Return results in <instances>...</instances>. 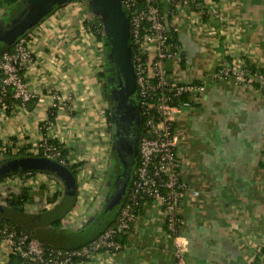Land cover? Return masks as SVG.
I'll return each instance as SVG.
<instances>
[{"label": "crops", "instance_id": "1", "mask_svg": "<svg viewBox=\"0 0 264 264\" xmlns=\"http://www.w3.org/2000/svg\"><path fill=\"white\" fill-rule=\"evenodd\" d=\"M219 8L221 16L209 23L185 7L170 18L176 36L163 67L179 83L204 85L174 126L183 183L178 236L189 264H256L264 249V92L215 73L221 61L236 59L264 73V0H219ZM162 10L167 16L169 9ZM91 16L87 0H72L32 27V61L21 73L35 96L25 105L0 107V158L21 149L36 155L31 151L49 139L65 150L67 166H75V201L58 224L47 215L64 193L55 176L0 179V219L60 248L83 245L113 224L129 193H114L119 167L113 174L110 109L100 76L108 51L86 20ZM24 187L29 199L9 206ZM123 244L74 264H178L164 211L153 201L142 203ZM9 258L8 243L0 241V264Z\"/></svg>", "mask_w": 264, "mask_h": 264}, {"label": "built area", "instance_id": "2", "mask_svg": "<svg viewBox=\"0 0 264 264\" xmlns=\"http://www.w3.org/2000/svg\"><path fill=\"white\" fill-rule=\"evenodd\" d=\"M120 4L128 16L135 88L139 112L147 131L139 138L138 159L128 196L119 207L114 223L79 248H49L12 223L0 225V241L8 243L10 253H17L28 260L25 264H74L75 260L82 263L97 253L121 250L124 244L118 238L131 230L140 212L141 199L161 205L177 263L189 264L185 257V244L178 236V206L183 183L179 177L174 126L182 109L192 104L196 94L204 90V85L199 82L179 83L163 67V62L173 57V49L166 34L167 19L162 6L170 12L175 8H190L200 16L203 24L221 16L219 0H120ZM90 19L96 20L94 16ZM95 23L96 31L102 32V22ZM27 34L16 39L10 50L0 53V107L7 106V95L18 99L20 105H25L35 96L26 87L21 73L32 61ZM215 76L241 84L257 83V89L264 92V73L242 59L230 63L221 61ZM31 152L56 160L60 156L59 146L49 139L40 141ZM58 161L67 165L66 159ZM257 260L256 264H264V254H259Z\"/></svg>", "mask_w": 264, "mask_h": 264}, {"label": "water", "instance_id": "3", "mask_svg": "<svg viewBox=\"0 0 264 264\" xmlns=\"http://www.w3.org/2000/svg\"><path fill=\"white\" fill-rule=\"evenodd\" d=\"M72 0H24V9L19 16L4 27L0 23V50L11 46L16 39L28 32L38 22L45 18L53 10L54 6H60ZM91 11L101 17L105 45L109 51L106 59L111 63L106 71H116L119 78L120 89L124 94L132 95L135 92V79L131 62L129 46L128 16L120 4V0H87ZM7 3H4L6 6ZM138 124V111H133L134 129ZM114 130V125L112 126ZM138 155V147L135 153H130L129 164L124 166L120 180V190L124 191L126 182L131 177L132 159ZM43 172L55 176L64 186L62 199L47 212L51 221L59 219L73 205L77 192V182L73 171L55 158L40 155H13L0 158V177L16 173ZM12 202H9V206ZM22 209V206L16 207Z\"/></svg>", "mask_w": 264, "mask_h": 264}, {"label": "flooded vegetation", "instance_id": "4", "mask_svg": "<svg viewBox=\"0 0 264 264\" xmlns=\"http://www.w3.org/2000/svg\"><path fill=\"white\" fill-rule=\"evenodd\" d=\"M24 9V0H22L21 3L17 5L16 10L17 15H12L13 11L6 10L2 20L0 23L2 27L9 24L11 20L14 18H17L19 16V13ZM10 18V21L8 19ZM9 22V23H7ZM107 62V63H106ZM111 63L105 60L104 68L110 67ZM106 80H109L111 83H115V88L113 92L111 93V99L109 102V130H110V139H111V148H112V173H115L114 166L119 167V171L114 174H118L117 180L115 182V188L114 193H121L122 190H120V180L122 179V171L124 169V166L129 164L130 161V153H135L138 147L139 138L141 136V124L143 126L142 117L140 115V107H139V101L134 98H126L124 95V92L120 89L119 86V78L117 76L116 71H106ZM112 107L117 108V112H112ZM138 111V124L136 128L134 129L133 126V111ZM114 125V130L112 129V126ZM137 153L132 159V166H131V177L126 182L124 191L127 189L130 190L131 180L134 175V170L137 164Z\"/></svg>", "mask_w": 264, "mask_h": 264}, {"label": "trees", "instance_id": "5", "mask_svg": "<svg viewBox=\"0 0 264 264\" xmlns=\"http://www.w3.org/2000/svg\"><path fill=\"white\" fill-rule=\"evenodd\" d=\"M7 3V5L6 6H4V3ZM22 2V0H1L0 1V9H6V10H12L13 12V14L12 15H10V16H14V15H17V10H16V8H17V5L19 4V3H21ZM193 3H195V1H193ZM192 6H194V4H192ZM55 7H57V6H54V8ZM53 8V9H54ZM174 11V10H173ZM168 12V14H167V16H166V19H167V29H166V34H167V36H168V40H169V42L171 43V45H172V49L174 48V43H175V36H176V34H175V30H174V28H173V26H171L170 25V18L172 17V14H173V12H170V11H167ZM3 15L4 14H0V22H1V20H2V17H3ZM95 16H96V20L95 21H92V20H89L88 21V24H89V26H91V29L95 32V34L97 35V37L99 38V39H103L104 40V44H105V42H106V36H105V33L103 32V29H102V32L100 31V32H98V31H96V28L97 27H95V25H96V23L95 22H99V21H101V17L99 16V15H97V14H95ZM15 19V18H14ZM8 21H10V18L8 19ZM12 21V20H11ZM102 22V21H101ZM7 23H9V22H7ZM102 27H103V25H102ZM12 48V45L11 46H8V47H4L3 49H1L0 50V53L2 52V51H4V50H10ZM105 49L107 50V51H109V48H108V46H106L105 45ZM132 53H133V51H132V47L130 48V54L132 55ZM107 63V62H106ZM100 76H101V78L103 79L102 80V95H103V97L105 98V100H107V101H109L110 99H111V93L113 92V90H114V88H115V83L113 82V83H111V82H109V80H106L105 78H106V72H105V70L104 69H102L101 70V73H100ZM253 86H255L256 88H257V83H253ZM125 95V97L126 98H134V99H136V100H138V98H137V92H136V88H135V92L132 94V95H127V94H124ZM5 103H6V105L7 106H13V105H15V104H19L20 103V101L18 100V99H14L13 97H11L10 95H7L6 96V98H5ZM109 118V116L107 117V119ZM109 120V119H108ZM147 134V131H146V129L144 128V126H142V124H141V136L142 135H146ZM55 145H58L59 146V149H60V156H58L57 157V160H60V159H66L65 158V150L64 149H62L61 148V146L58 144V143H54ZM4 157H9V156H12L11 155V153L9 152V151H4ZM29 154H32V153H30V152H24L23 151V149H21L20 151L18 150L17 152H16V155H29ZM72 171H73V173L76 175V170H75V166L74 165H69L68 166ZM24 174H31V173H20V175H24ZM10 175V174H9ZM5 176H8V175H5ZM5 176H2V177H0V179H2L3 177H5ZM58 193V192H57ZM59 194V193H58ZM29 197H30V193L28 192V189H27V187H24V188H22V191L20 192V194L19 195H17V196H15V197H13V198H11V201H12V203L13 204H17V205H22L24 202H26L28 199H29ZM146 200H148V199H141L140 200V204H139V206H141L142 205V203L144 202V201H146ZM5 223H11V222H9L8 220H4V219H0V225H2V224H5ZM53 223H55V224H58V223H60V220H55V221H53ZM13 224V223H12ZM15 225V224H14ZM18 229H20L21 230V228H19L17 225H15ZM28 234L30 235V236H34L32 233H30V232H28ZM126 237H127V234H124V235H121L120 236V238H118V240L123 244V243H125L126 242ZM45 244V246H47V247H49V248H60V247H56V246H53V245H51V244H46V243H44ZM82 245H80V246H77V247H75V248H79V247H81ZM62 249H71V248H62ZM263 252H264V249H262L261 248V254H263ZM28 260H26L25 258H23V257H21L19 254H17V253H10V258H9V262H8V264H25L26 262H27ZM78 261L77 260H75V262L74 263H77ZM44 264H47V263H44Z\"/></svg>", "mask_w": 264, "mask_h": 264}, {"label": "rangeland", "instance_id": "6", "mask_svg": "<svg viewBox=\"0 0 264 264\" xmlns=\"http://www.w3.org/2000/svg\"><path fill=\"white\" fill-rule=\"evenodd\" d=\"M4 11H6V10H3V9H0V14H2ZM112 112H117V108H114V107H112Z\"/></svg>", "mask_w": 264, "mask_h": 264}]
</instances>
